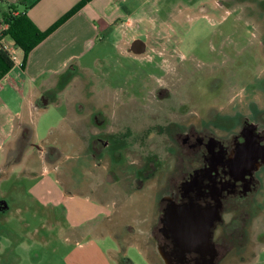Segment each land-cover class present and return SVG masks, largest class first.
<instances>
[{"label":"rangeland","instance_id":"rangeland-1","mask_svg":"<svg viewBox=\"0 0 264 264\" xmlns=\"http://www.w3.org/2000/svg\"><path fill=\"white\" fill-rule=\"evenodd\" d=\"M135 1L141 5L140 10L124 21L121 32L109 34L105 44H97L88 53L58 104L37 115V122L31 126L35 147L50 146L46 140L48 126L53 125L56 129L50 142L66 151L75 139L76 131L72 136L69 132L71 126L82 129H78L79 141L80 133L87 130V125L80 126L91 119L97 107L113 120L110 129L115 131L122 125L123 145L129 134L138 131L133 129L140 127L141 139L145 140L140 149L142 159L157 153L161 160L155 175L158 178L145 182L141 191H135L124 179L118 188L111 187L101 216V220L107 216V232L88 240L102 249L111 245L107 237L110 231L127 241L150 240V229L157 217L159 186L165 182L163 176L175 166L174 159L162 166L171 157L167 147L173 134L188 124L199 132L201 125L206 124L215 137L226 136L241 117L249 116L250 105L259 110L264 106V0ZM122 36L125 42H121ZM136 41L143 44L142 52L128 50L129 44ZM158 88H167L168 98L154 99ZM146 106L156 107L160 114H151ZM150 117L154 121L146 120ZM152 123L167 126L169 134L164 127H153L157 128L149 131L153 137L146 139L145 126ZM134 149L138 147L129 150ZM32 153L38 156L37 160L32 157L34 163L41 164L39 150L31 148L28 155ZM26 157L20 166H13L0 178V202L7 200L10 207V213L0 220V254L7 251L10 259L18 258L12 264H62L61 258L69 249L64 236L70 237L71 232L83 235L90 226L81 225L72 231L69 225L93 215L96 202H85L82 196L53 209L47 205V192L57 190L53 176H28L34 164ZM122 157L121 164L126 166L131 161V151H124ZM61 162V171L65 172L69 164L65 159ZM144 163L142 160L139 165ZM258 174L262 189L250 218L239 231L243 235L242 246L221 264H264V169ZM85 175H94L92 180L99 187L103 185L99 170L94 174L85 171ZM76 182L81 184L78 178ZM80 188L81 185L74 187L75 191ZM79 207L82 216L76 214ZM232 217L227 212L222 220L230 223ZM54 221L59 224L50 226ZM144 244L150 248V260L161 264L154 244L153 250L151 243ZM126 247L125 257L133 264H148L138 248Z\"/></svg>","mask_w":264,"mask_h":264},{"label":"flooded vegetation","instance_id":"flooded-vegetation-1","mask_svg":"<svg viewBox=\"0 0 264 264\" xmlns=\"http://www.w3.org/2000/svg\"><path fill=\"white\" fill-rule=\"evenodd\" d=\"M128 50L142 52V43L131 42ZM140 93L145 96L143 91ZM167 94V88H158L153 95L163 101ZM94 108L87 122V127L94 130L86 149L91 173L99 170L107 186L118 188L124 179L135 191H141L145 182L158 178L155 175L161 160L156 152L142 159L140 149L145 140L141 139L140 127L133 129L138 131L129 134L123 145L122 125L115 131L110 129L113 120ZM146 109L151 114H160L156 107ZM248 111L249 116L241 117L237 127L226 136L215 137L206 124L201 125L203 129L199 132L188 124L169 138L167 152L171 157L162 166L169 165L172 159L175 166L162 178L165 182L160 184L156 198L157 217L150 230L161 264H221L230 253L241 248L243 235L239 231L256 205L255 198L262 189L258 173L264 169V106L259 110L253 104ZM146 120L154 121L151 117ZM153 127H164L169 134L167 126L152 123L145 126L148 140L153 137L149 131L157 129ZM132 146L138 149L129 150ZM127 150L131 151V161L126 167L121 159ZM142 160L143 166L139 165ZM227 212L233 217L225 224L222 216Z\"/></svg>","mask_w":264,"mask_h":264},{"label":"crops","instance_id":"crops-1","mask_svg":"<svg viewBox=\"0 0 264 264\" xmlns=\"http://www.w3.org/2000/svg\"><path fill=\"white\" fill-rule=\"evenodd\" d=\"M79 1L0 0V23L8 6L24 3V7H20L19 10L27 8L26 13L32 23L40 31H46L63 19ZM135 2V0H91L63 21L25 59H23L21 51L10 40L4 39L5 43L12 48L15 64L0 79V178H3L13 166H20L27 156V160L31 159L34 164L28 171V176H46L45 178H47V175H52L54 178L53 185L57 187V190L47 192L49 195L47 205L53 209L60 208L64 202L71 204L73 200L82 196L84 199H81L85 202H89V200L96 202L97 207L93 215L83 217L78 224L71 223L69 225L72 231L79 229L78 226L81 225L90 226L83 235L77 236L75 232H71L70 237L64 236L63 240L69 243V249L61 258L62 264H121L120 257L121 255L125 257L128 245L138 248L148 264H156L153 259L150 260L149 246L144 244L151 243L153 250V241L150 235V240L127 241L110 231V236L107 237H110L111 245L107 244L103 249L95 246V243L92 244V241H88L94 235L104 236L107 232L106 224H104L107 216L104 220H101V216L104 214V203H107L109 191L112 190L111 186H105L104 183L99 187L92 180L94 175H91L92 177L85 175V171L93 174L86 151L90 133L94 132L93 128L86 126V132H81V139L77 141L78 129L79 131L82 129L71 126L70 135L72 136L75 131L76 134L74 141L66 147V151H62L56 144L50 142L56 129V126L53 125L48 126L49 134L46 140L50 144L48 148L35 147L32 141L33 129L31 126L37 122L36 116L47 110L49 106L58 104L63 95L62 92L66 91L69 84L74 81L75 74L80 70L78 67L83 65L82 61H85L83 59L87 58L88 53L97 44H105L109 34L122 31L124 21L141 8V5H136ZM1 26L2 24H0V29ZM122 37L121 42H125L124 36ZM126 41L128 42L127 39ZM85 125L87 122L80 127ZM25 127L31 130L28 139L21 137ZM31 148L39 150V157H42L41 164L34 163L32 160V157L37 160V155L35 156L33 153L28 155ZM43 153H46L47 156H43ZM80 156L81 158H79ZM62 159H65L66 164H69L67 169H64L65 172L61 171ZM71 159H74V162H70ZM91 165H95L94 161H91ZM76 178L81 180V184H77ZM78 185H81V188L79 191H75L74 187ZM22 192L25 193V190ZM6 201L3 199L0 202V220L10 213V207ZM81 209L79 207L77 215L82 216ZM99 218L100 220H98ZM94 219L95 221H93ZM54 224L59 223L54 221L50 223V226H54ZM8 253L5 251L0 254V264H12L18 260V258L10 259ZM83 260L88 261L84 263Z\"/></svg>","mask_w":264,"mask_h":264},{"label":"trees","instance_id":"trees-1","mask_svg":"<svg viewBox=\"0 0 264 264\" xmlns=\"http://www.w3.org/2000/svg\"><path fill=\"white\" fill-rule=\"evenodd\" d=\"M90 1L91 0H80L79 3L69 11L65 17H63V19L46 31H40L32 23L27 16V8H23L21 11L19 10L20 7H24V3H18L16 6H8L7 10L2 15V21L0 23L6 26L1 32L0 39L10 40L13 45L21 51L23 59H25L27 55L46 37H48L63 21L71 17ZM14 64V60L11 58L8 51L0 44V79L14 67ZM30 134V128L25 127L22 131L21 137L23 139H28ZM120 260L121 264H133L130 259L123 257L122 255Z\"/></svg>","mask_w":264,"mask_h":264},{"label":"built area","instance_id":"built-area-1","mask_svg":"<svg viewBox=\"0 0 264 264\" xmlns=\"http://www.w3.org/2000/svg\"><path fill=\"white\" fill-rule=\"evenodd\" d=\"M6 28L5 25L2 24L1 26V29H0V36H1V32ZM0 44L1 46L8 51V53L10 54L11 58L14 60V55L12 53V48L7 44L5 43V41L3 39H0Z\"/></svg>","mask_w":264,"mask_h":264},{"label":"water","instance_id":"water-1","mask_svg":"<svg viewBox=\"0 0 264 264\" xmlns=\"http://www.w3.org/2000/svg\"><path fill=\"white\" fill-rule=\"evenodd\" d=\"M141 43V42H140ZM142 48H143V44H142ZM216 214L218 215V216H220V212L219 211H216Z\"/></svg>","mask_w":264,"mask_h":264}]
</instances>
